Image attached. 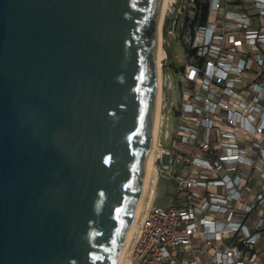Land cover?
I'll return each instance as SVG.
<instances>
[{
    "label": "water",
    "instance_id": "95a60500",
    "mask_svg": "<svg viewBox=\"0 0 264 264\" xmlns=\"http://www.w3.org/2000/svg\"><path fill=\"white\" fill-rule=\"evenodd\" d=\"M162 0H0V264H116L144 185Z\"/></svg>",
    "mask_w": 264,
    "mask_h": 264
},
{
    "label": "built area",
    "instance_id": "2783aa9c",
    "mask_svg": "<svg viewBox=\"0 0 264 264\" xmlns=\"http://www.w3.org/2000/svg\"><path fill=\"white\" fill-rule=\"evenodd\" d=\"M174 5L161 44L184 10L180 102L164 101L165 54L159 130L165 109L175 127L153 162L173 190L143 209L123 264H264V0H186L170 20Z\"/></svg>",
    "mask_w": 264,
    "mask_h": 264
},
{
    "label": "rangeland",
    "instance_id": "374dc122",
    "mask_svg": "<svg viewBox=\"0 0 264 264\" xmlns=\"http://www.w3.org/2000/svg\"><path fill=\"white\" fill-rule=\"evenodd\" d=\"M185 3L186 0H175V5L173 7L170 20H173L177 17L178 10L181 9L185 5ZM184 15H185V11L183 10L182 14L179 16L174 35H167V29L170 26L169 23L166 25L163 34L164 35L163 48L166 54L167 62L170 64L169 67L164 66L163 68L164 101L168 109H171V105L177 107L180 102V87H179L180 71H178L177 69L183 65L184 60H183L181 45L178 42V38L180 35V28L183 23ZM168 80L170 83V90L168 89ZM174 127H175L174 113L172 111L168 115L165 109L163 111L162 125L160 132V145L165 149L170 148V143L165 138V132L167 131L171 135ZM154 181H155L154 178H152L151 180L152 183H150V188L144 208L150 203H153L154 205L159 207H164L168 205L169 195H167V192L172 190L171 183L163 179H160L157 182Z\"/></svg>",
    "mask_w": 264,
    "mask_h": 264
},
{
    "label": "bare ground",
    "instance_id": "6f19581e",
    "mask_svg": "<svg viewBox=\"0 0 264 264\" xmlns=\"http://www.w3.org/2000/svg\"><path fill=\"white\" fill-rule=\"evenodd\" d=\"M171 0H162L160 10H159V22H158V44H157V98H156V112H155V120L153 124V129H152V138H151V146H150V151H149V156H148V165H147V171H146V176H145V181L144 185L140 194V202L138 205V209L135 215V219L133 222V225L131 227L130 232L127 235V239L125 241V244L119 254V257L117 259L116 264H123L126 258V254L128 252V249L130 247L132 238L137 230L138 226V221L140 219L141 213L144 209V205L146 202V198L148 196L149 188H150V183L153 178L154 174V158L155 154L157 151V139H158V132H159V123H160V104H161V97H162V88H161V78H162V70H161V62L165 57V53L162 48L161 44V26H162V21L163 17L165 15V12L169 6V3Z\"/></svg>",
    "mask_w": 264,
    "mask_h": 264
},
{
    "label": "crops",
    "instance_id": "0c3cea01",
    "mask_svg": "<svg viewBox=\"0 0 264 264\" xmlns=\"http://www.w3.org/2000/svg\"><path fill=\"white\" fill-rule=\"evenodd\" d=\"M161 119H162V115H161ZM160 130H161V126H160ZM160 130H159V132H160ZM158 137L160 139V133H159V136ZM169 183H171V182H169ZM171 185H172V183H171ZM172 190H173V185H172ZM172 190L167 192V195H169V200L171 198V192H172ZM168 204H169V202H168Z\"/></svg>",
    "mask_w": 264,
    "mask_h": 264
}]
</instances>
